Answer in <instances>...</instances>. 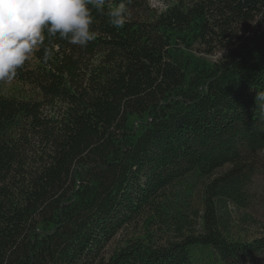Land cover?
<instances>
[{
    "label": "trees",
    "instance_id": "16d2710c",
    "mask_svg": "<svg viewBox=\"0 0 264 264\" xmlns=\"http://www.w3.org/2000/svg\"><path fill=\"white\" fill-rule=\"evenodd\" d=\"M121 2L0 82V264H264L230 210L264 153V0H123L117 28Z\"/></svg>",
    "mask_w": 264,
    "mask_h": 264
},
{
    "label": "clouds",
    "instance_id": "9594fccd",
    "mask_svg": "<svg viewBox=\"0 0 264 264\" xmlns=\"http://www.w3.org/2000/svg\"><path fill=\"white\" fill-rule=\"evenodd\" d=\"M108 0H0V82L16 78L30 57L43 50L53 56V40L87 47L95 37L93 10L103 13ZM113 27L125 23L123 0L107 12ZM58 47V46H55ZM264 100V94L259 96ZM264 107V106H262Z\"/></svg>",
    "mask_w": 264,
    "mask_h": 264
},
{
    "label": "rangeland",
    "instance_id": "374dc122",
    "mask_svg": "<svg viewBox=\"0 0 264 264\" xmlns=\"http://www.w3.org/2000/svg\"><path fill=\"white\" fill-rule=\"evenodd\" d=\"M176 0H147L150 9L158 12L174 4ZM202 49V48H201ZM216 57H208L209 61H214ZM32 57L29 58L30 61ZM257 172L250 185L251 203L247 209L234 210L230 207L233 219L232 232L237 237L247 240L264 237V153L255 157ZM222 171H218L219 174ZM143 220L140 219L134 226L122 230L106 247L104 256L107 258L114 249L121 246L123 242L132 237L141 234ZM197 229L199 226L195 225Z\"/></svg>",
    "mask_w": 264,
    "mask_h": 264
}]
</instances>
